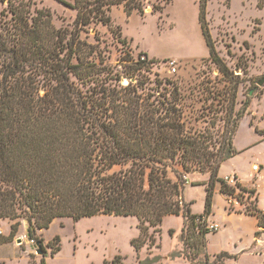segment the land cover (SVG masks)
Returning a JSON list of instances; mask_svg holds the SVG:
<instances>
[{"label":"trees","instance_id":"16d2710c","mask_svg":"<svg viewBox=\"0 0 264 264\" xmlns=\"http://www.w3.org/2000/svg\"><path fill=\"white\" fill-rule=\"evenodd\" d=\"M55 1L77 11V25L97 18L93 1ZM111 1L101 6L114 5ZM122 3L127 17L141 12L134 0L115 2ZM0 4H5L0 20V220L14 222L6 240L15 236L20 219L28 222L30 240L42 246L37 231L57 219L136 217L139 236L131 245L138 252L158 246L154 234H160L166 216L181 215L205 247L208 232L194 221L211 214L216 182L219 192L230 198H254L246 213L264 227L255 191L239 184L230 187L217 177L221 163L236 155L232 139L237 125L231 129L232 139L220 146L223 155L210 153L208 137L195 136L183 119L175 83L163 92L159 87L145 92L138 83L122 86L121 76L114 82V71L103 59L81 55L84 44L78 38L67 39L55 30L49 12L31 10L30 0ZM199 21L209 57L225 74L207 24L201 16ZM148 63L154 61L140 55L136 70ZM242 116L239 111L236 118ZM221 120L214 116L213 125ZM195 172L211 176L202 216L191 215L190 204L183 201L187 176ZM181 239L185 245L187 238ZM161 261L154 256L139 264ZM40 264H45L43 258ZM111 264L121 263L116 258Z\"/></svg>","mask_w":264,"mask_h":264},{"label":"rangeland","instance_id":"374dc122","mask_svg":"<svg viewBox=\"0 0 264 264\" xmlns=\"http://www.w3.org/2000/svg\"><path fill=\"white\" fill-rule=\"evenodd\" d=\"M64 1L74 3V0ZM88 1H93L91 8L98 14L86 26L75 24L76 10L55 0H30V3L31 10L50 13L53 26L61 35L67 34V39L78 38L84 44L80 53L85 59H103L114 71V82L121 76L122 86L138 83L145 92L156 87L159 92L164 87L170 90L175 83L183 119L194 128L195 136L208 137L210 153L223 155L220 146L232 139L231 129L237 125V147H248L236 158L239 166H245L251 159L250 162L264 168V142L252 145L254 127L249 125L250 118L244 117L250 107L264 117V0H134L140 4L141 12L134 11L129 17L124 12V2L117 5L112 0L114 5L102 7L109 0ZM4 7L5 4H0V20ZM200 16L207 24L217 59L227 71L225 74L209 57ZM90 51L93 56L89 57ZM140 55H146L154 63L136 70ZM166 61L179 63L174 75L165 66ZM239 111H243V116L237 119ZM214 116H219L221 122L213 125ZM228 161L221 163L218 178L224 179ZM210 179L209 173L195 172L187 176L183 193L192 198V202L186 201L191 215L202 216L206 211ZM252 179L248 175V180ZM191 183L200 185L191 186ZM260 184L258 200L264 204V176ZM216 187L211 197V214L227 229L210 235L213 250L221 247L215 243L216 239L222 234L232 238L243 225L238 218L227 219L225 214L246 213L247 207L254 204V198L247 199L246 195L230 198L219 192L217 182ZM19 222L12 239L6 240L0 234V245L9 243L0 248V261L3 260L0 264H40L42 258L45 264H111L116 258L121 264H139L154 256L162 257L158 264H224L226 259L222 255L208 256L198 231L188 228L181 215L166 216L159 227L160 234H154L158 246H144L138 252L131 245L139 236L136 217L98 216L77 222L69 218L54 220L47 229L37 231L36 235L43 240L42 256L36 254V242L27 237L28 222L25 219ZM13 223L1 221L0 230L6 233L9 229L10 234ZM148 233L153 234V229ZM182 236L187 238L185 245ZM56 238L58 241L52 245ZM54 249L58 251L51 255ZM175 253L179 257L173 259ZM241 264L251 263L243 259Z\"/></svg>","mask_w":264,"mask_h":264},{"label":"crops","instance_id":"0c3cea01","mask_svg":"<svg viewBox=\"0 0 264 264\" xmlns=\"http://www.w3.org/2000/svg\"><path fill=\"white\" fill-rule=\"evenodd\" d=\"M246 115L250 118L249 125L254 127V140H252L251 142L252 145L254 143L259 144L260 142H264V135L260 134L261 132H264L263 114H259L258 112L254 113L253 108L250 107V109L246 111L244 117ZM235 135L236 134H234L232 139V145L233 149L236 151V155L228 159L229 161L228 163H226L228 165L226 166L229 167L225 172H223L224 178L228 176L233 177L235 178L237 184L241 185L247 190H254L257 208L264 212V204L262 201L258 200L260 196V190L262 188L260 183L264 176V168L258 167L259 170L254 171L252 167L255 166V164L254 162H250L251 159H248V161H246L245 166H239V159L236 158L238 154L248 150V147H237ZM248 175H251L253 177L252 181L248 180ZM217 189L218 187L215 188V190ZM188 200L192 202V198L190 196H186V192L183 193V201L186 203V201ZM205 217L208 222L217 223L220 226V229L216 233H221L227 229L224 225L221 227L218 220L215 218V215L210 214ZM225 217L227 219L238 218L243 225L239 226L238 232L233 234L232 238L225 237V235L222 234L218 239H216L215 243L221 246L218 250H213V248L211 249V242L209 240L210 235H214L216 233L206 234L204 250L208 254V256L225 254L226 256H223L224 259L226 258L224 260V264H241V261L243 259L249 260V263L251 264H264V231L262 230V227H258V220L256 219V217L245 212H234L232 214L226 213ZM1 221L3 220H0V222ZM1 233L4 237L7 238L9 236V229L6 230V233H3V231H1ZM256 233H259V235L256 236ZM6 245H9V243L1 244L0 248ZM2 261L3 260H1L0 263H2Z\"/></svg>","mask_w":264,"mask_h":264},{"label":"built area","instance_id":"2783aa9c","mask_svg":"<svg viewBox=\"0 0 264 264\" xmlns=\"http://www.w3.org/2000/svg\"><path fill=\"white\" fill-rule=\"evenodd\" d=\"M140 59L145 60L146 57L142 56V57H140ZM164 64L169 69V72L171 75H174L178 71L179 63L174 62V61H166ZM252 169L254 171L259 170L258 166H256V165L253 166ZM224 181L226 182V184L228 186L233 187V188H235V186L237 184L235 178H233V177H225ZM179 204H181V202H179ZM194 223L197 227H200V228L206 230L208 233H216L220 229V226L217 223L208 222L205 216L196 218ZM0 234H1V231H0ZM31 242L33 243V241H31Z\"/></svg>","mask_w":264,"mask_h":264},{"label":"water","instance_id":"95a60500","mask_svg":"<svg viewBox=\"0 0 264 264\" xmlns=\"http://www.w3.org/2000/svg\"><path fill=\"white\" fill-rule=\"evenodd\" d=\"M262 83H263V81H260L259 82V85H262ZM262 230L264 231V227L262 228ZM27 237H29V232H28V230H27ZM17 242L18 243H20V239H17ZM41 243L40 242H38V243H36V245H35V251H36V254H38V255H43V252H42V250H41Z\"/></svg>","mask_w":264,"mask_h":264}]
</instances>
